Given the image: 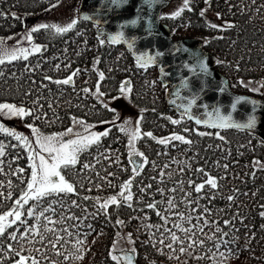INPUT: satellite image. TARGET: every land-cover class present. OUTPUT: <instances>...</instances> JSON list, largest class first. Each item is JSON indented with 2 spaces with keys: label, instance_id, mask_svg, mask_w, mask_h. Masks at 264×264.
Listing matches in <instances>:
<instances>
[{
  "label": "trees",
  "instance_id": "trees-1",
  "mask_svg": "<svg viewBox=\"0 0 264 264\" xmlns=\"http://www.w3.org/2000/svg\"><path fill=\"white\" fill-rule=\"evenodd\" d=\"M59 2L0 0V40L20 33L27 21ZM184 3L173 0L162 14V23L173 38L202 42L216 73L234 92L264 100V0H188L187 8ZM178 5V11L184 10L175 16L170 10ZM77 21L63 34L43 29L32 32L33 43L41 51L30 52L27 60L5 58L0 64V104L24 108L23 124L43 135L103 125L108 135L79 152L74 167L61 169L74 185V193L39 204L30 200L20 208L25 223L15 221L0 237V264H16L17 251L36 257L41 264H121L112 259L121 251L116 245L119 237H127L125 246L132 247L138 264H264V131L259 137L188 121L168 107L167 87L157 68L139 69L126 48L110 45L98 35V26L81 20L79 14ZM69 77L67 85L55 83ZM246 83L260 87V93L251 92ZM121 87L131 91L121 92ZM125 95L139 116L138 136L130 140L122 115L111 106ZM149 132L154 139L146 135ZM173 135L192 143L172 140ZM160 139L169 143L162 145ZM0 148L4 152L0 156L2 215L17 207L15 201L30 182L32 161L29 149L3 131ZM137 152L143 153L142 163L134 161ZM137 164L143 167L133 171ZM209 177L216 179V188L205 183ZM198 184H205L199 193L194 191ZM121 192L132 199L125 200ZM113 197L118 206L100 207ZM53 199L58 202L52 203ZM169 200L175 205L171 209ZM41 209L58 221L57 229L68 230L59 232L64 241L58 251L64 255H57L46 240L42 244L32 233L31 242L22 236L37 224L27 213L39 215ZM180 214L190 216L191 223ZM39 223L47 221L41 217ZM193 225L196 245L187 248L186 241L184 253L179 251L180 244L166 247L169 230L185 237L180 227ZM8 245L13 252H8ZM77 248L82 259L73 258Z\"/></svg>",
  "mask_w": 264,
  "mask_h": 264
},
{
  "label": "water",
  "instance_id": "water-1",
  "mask_svg": "<svg viewBox=\"0 0 264 264\" xmlns=\"http://www.w3.org/2000/svg\"><path fill=\"white\" fill-rule=\"evenodd\" d=\"M171 3L172 0H123L116 5L111 0H81L78 13L81 20L99 26L98 35L105 37L110 45L126 48L136 61V67L157 68L160 80L167 87L166 102L171 110L199 127L238 130L262 137L264 100L259 96L234 92L216 73L202 42L173 38L161 25L162 13ZM85 16L90 19L85 20ZM121 33L123 39L112 42L111 37ZM130 43L132 47L128 46ZM140 57L153 59L141 67ZM200 62L207 66V74L200 70ZM192 68H196L195 73ZM185 82L187 87H184ZM193 97L196 103L190 105ZM237 100H240L239 104H236ZM218 115L230 116L235 124L246 125L250 119H254L255 124L252 128L210 127ZM196 120L201 123L197 124ZM118 257L122 264H127L125 257H131L132 264H138L134 251H121Z\"/></svg>",
  "mask_w": 264,
  "mask_h": 264
},
{
  "label": "snow or ice",
  "instance_id": "snow-or-ice-1",
  "mask_svg": "<svg viewBox=\"0 0 264 264\" xmlns=\"http://www.w3.org/2000/svg\"><path fill=\"white\" fill-rule=\"evenodd\" d=\"M113 4L119 5L120 3L123 2V0H111ZM55 7L56 5H52ZM188 7V0H185L184 3V8ZM184 9H180V11H177L174 15L179 16L181 12ZM85 20L90 19V17L85 16ZM77 20H72L70 23H68L66 26H59L56 24H40L37 27H34L31 29V32H38L40 30H55L56 33L58 34H63L67 33L70 31L72 28L75 27L77 24ZM215 27V26H213ZM27 39H31V37H27ZM123 39V34L121 33L119 36H112L111 40L112 42H116L117 40H122ZM101 44L104 43L103 40L100 41ZM129 47H132V44L130 43L128 45ZM33 51L39 52L41 49L39 47L33 48ZM28 54L29 50L28 49H19V50H12L9 52L7 49H0V64L5 63V58H9V62L11 60L23 58L25 60L28 59ZM141 61L140 66L145 67L148 63L152 62V57H148L145 59L144 57L139 58ZM200 70L207 74V66L200 62L198 64ZM192 72H196V68L191 69ZM75 75V73L73 74ZM46 79H50L46 77ZM100 79H103V73L100 74ZM72 78L69 77L67 79H64L62 81L57 80L55 81L56 84H69L71 83ZM187 82H185L184 87H187ZM264 86V85H262ZM87 91V90H85ZM97 93H99V86H97L96 89ZM121 92L125 91H131V89H127L125 87L120 88ZM100 95H103L100 93ZM178 95V94H177ZM175 103V101H173ZM191 104L196 103V98L193 97L192 100L189 102ZM240 100L236 101V104H239ZM107 107V105H105ZM235 104L233 105V108H235ZM188 109H186L187 111ZM0 114H5L8 116H23L26 114V110L22 107H17L15 105L11 104H0ZM190 119L192 117H189ZM173 124L178 123V121L173 120ZM197 124H200V120H196ZM255 124L254 119H250L249 122L245 124H235L232 121V118L230 116H219L216 121L212 122L209 126L213 128H227V127H237V128H252ZM123 130V129H122ZM0 131H3L6 135L15 137L16 140L18 141H24L26 145H28V141L26 137L21 136L20 134L9 130L2 125H0ZM34 132H37L38 130L33 129ZM101 135L107 136L108 132H104ZM133 137L135 138L136 132L134 131L132 133ZM148 137H152V133H147L146 134ZM201 135H204V133H201ZM154 139V137H152ZM99 139L98 136H89L86 138V140H72L70 142L64 143L61 141H58L55 137H39L36 140V143L39 144L41 151H46L48 153L49 159H46L44 155L40 154L39 152L36 153L35 156H30L29 159H32L36 162H34L31 165L32 171L30 175V182L27 183L26 190H24L23 195L19 197L15 201V204L17 205L16 208H13L12 210H9L5 212L4 214L0 215V237L5 235V232L8 227H10L15 221H20L21 224H24L25 221L21 219L22 213L20 211V208L23 207L24 204H27L30 200L35 201L37 204L40 203L42 200H46V198H60L62 196H66L70 193L75 192L74 185L70 182H68L65 178V176L62 174L61 169H69L71 167H74L77 163V155L78 153L82 150V147H87L88 144H91ZM172 140L175 141H181L185 144H191L192 141L185 139L184 136L181 135H173L171 137ZM223 139V137H221ZM158 143L162 145H166L169 143L168 139H160ZM4 152L2 148H0V156H3ZM135 155L138 156H143V153H135ZM38 157V161H37ZM51 161V162H50ZM84 167H88L85 165ZM141 167H143V164H137L136 167L133 169V171H138ZM226 167V166H225ZM20 172H23L24 169H20ZM198 171L203 172V169H198ZM163 175V174H162ZM131 181L128 182L130 184ZM206 184L210 185L211 188H216L217 187V182L215 178L209 177L207 181L205 182ZM190 185H193V181H189ZM125 189L128 188V185L126 184ZM150 187V186H149ZM205 187V184H198L194 186V191L199 193L201 192ZM172 191H176V189H172ZM190 195V193H185V196ZM120 196L123 197L125 200H131L132 196L131 195H126L124 192L120 193ZM229 200L232 199V197L228 198ZM52 203L58 202L57 199H53L51 201ZM191 203V202H190ZM110 204L113 205H119V201L116 197H113L111 200H109L106 203H102L100 207L102 209H106ZM131 205H129L130 207ZM168 206L169 209L173 208L175 205L173 201L169 200L168 201ZM148 207L150 208H155V204H149ZM45 209H41L39 212V215H35L32 211H29L27 213L28 216H33L34 219L37 221V224L32 226L30 225L28 227V230L22 233V236L24 238L29 239L31 242V237L30 233L34 234L35 236H38L40 238V243H44L45 240L47 241V244L51 246L53 250H56L57 255H64V253L58 251V247L60 246L61 242L64 241V237L59 235V232L63 231L65 233L68 232L66 228H61L57 229L55 225L58 223V221L51 219L50 217H47L45 215ZM54 212L55 209H52ZM157 215H160L159 212H157ZM10 217H15V220H10ZM41 217H43L47 223L41 225L39 223ZM180 218L187 220L189 223H191V217H185L183 214H180ZM165 221L167 220V217H164ZM207 223V221H205ZM228 223V222H226ZM48 225H53V227H49ZM196 227V225H193L192 228H185V227H180V230L185 233V237H180L176 235L175 232L170 231V242L166 245L169 249H173L174 245L180 244L179 251L181 253H184L187 251V248H191L193 245L197 244V241L193 238L195 233L193 232V229ZM200 231L203 232V228H200ZM219 231V229H217ZM48 234V235H46ZM226 235V234H225ZM214 238V237H210ZM12 240H16L17 237L15 235H11ZM188 241L187 248L184 246L185 242ZM160 244H164V240L160 239L158 241ZM79 243V242H78ZM199 244L203 246L204 241L201 240L199 241ZM14 249L12 248L11 245H8V252H13ZM36 251H39V249H36ZM80 250L77 248L75 250V255L73 256L74 259H82V256L79 255ZM15 255L19 257V259L16 261V264H41L40 260H38L36 257H25L22 255L20 252H15ZM112 259L115 261H119V257L113 255ZM127 261V264H132L131 257H125L124 258Z\"/></svg>",
  "mask_w": 264,
  "mask_h": 264
},
{
  "label": "rangeland",
  "instance_id": "rangeland-1",
  "mask_svg": "<svg viewBox=\"0 0 264 264\" xmlns=\"http://www.w3.org/2000/svg\"><path fill=\"white\" fill-rule=\"evenodd\" d=\"M81 0H61L58 4H56L55 7L50 8L46 12L42 13L38 17H36L34 20L27 21V24L25 25V28L20 33H15L14 35H11L9 37H6L5 39L0 40V49H7L9 52L12 50H19V49H28L29 53L33 52V48L35 44L33 43L34 40L32 39L33 33L31 32V29L34 27H37L40 24H56L59 26H66L68 23H70L72 20H77L78 17V8L79 3ZM180 5L176 6V8L172 7L170 12H173L175 14L179 9ZM31 37V39H27V37ZM37 47V46H35ZM246 85L249 87V90L253 93H260V87L255 86L251 83H246ZM250 92V93H251ZM126 93V92H125ZM251 93V94H253ZM111 106H114L122 115L123 121L125 123V126L129 129L130 139H134L132 133L135 131L136 136L139 133V116L137 114V110L132 106V104L129 101V98L127 95L119 98L118 100H115L112 102ZM0 125H2L5 128H9V130H12L18 134H20L23 137L27 138L28 145L24 143V141H21L25 147H27L30 151V156H35L36 153H40L45 156L46 159L50 158L48 157V153L46 151H41L39 144L36 143V140L39 137H55L58 141L67 143L72 140H86L89 136H98L99 139L101 137V134L106 130L107 126H89L83 130H79L76 127L70 128L67 132L60 135H43L37 132H34L32 127L27 126L23 124L21 116H8L5 114H0ZM98 141V140H97ZM95 141V142H97ZM93 142V143H95ZM89 145V144H88ZM90 146V145H89ZM86 147H82V151H85ZM134 161L136 163H142L143 160L140 156L133 154ZM32 164L36 161L32 160ZM38 161V157H37ZM51 162V161H50ZM62 172V171H61ZM127 237H119V241L117 242V248L122 250H130L133 251L132 247L125 246L124 243L126 241ZM124 243V244H123ZM125 248H122V247ZM129 248V249H126ZM119 250V251H120ZM120 251V252H121Z\"/></svg>",
  "mask_w": 264,
  "mask_h": 264
},
{
  "label": "bare ground",
  "instance_id": "bare-ground-1",
  "mask_svg": "<svg viewBox=\"0 0 264 264\" xmlns=\"http://www.w3.org/2000/svg\"><path fill=\"white\" fill-rule=\"evenodd\" d=\"M161 25L162 26H165L163 23H162V19H161ZM166 27V26H165ZM167 28V27H166ZM168 29V28H167ZM170 33V32H169ZM177 40H181V39H177ZM247 95H249V94H247Z\"/></svg>",
  "mask_w": 264,
  "mask_h": 264
}]
</instances>
